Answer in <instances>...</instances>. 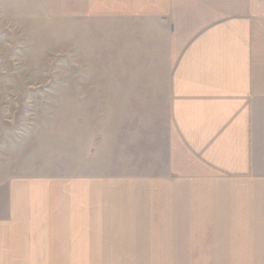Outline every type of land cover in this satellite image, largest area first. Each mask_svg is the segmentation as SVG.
Wrapping results in <instances>:
<instances>
[{
	"label": "rangeland",
	"instance_id": "374dc122",
	"mask_svg": "<svg viewBox=\"0 0 264 264\" xmlns=\"http://www.w3.org/2000/svg\"><path fill=\"white\" fill-rule=\"evenodd\" d=\"M214 2L231 12L233 0H0V264L85 261L72 258L76 235L51 245L38 213L30 224L24 212L11 213L29 206L20 201L31 184L167 174L169 72L182 46L172 38L213 25ZM159 12L181 24L177 34L157 25ZM192 200L190 216L178 208L156 240L216 237L212 212L201 214L214 203ZM137 235L132 245L146 247L148 237ZM131 253L148 261L142 250Z\"/></svg>",
	"mask_w": 264,
	"mask_h": 264
},
{
	"label": "crops",
	"instance_id": "0c3cea01",
	"mask_svg": "<svg viewBox=\"0 0 264 264\" xmlns=\"http://www.w3.org/2000/svg\"><path fill=\"white\" fill-rule=\"evenodd\" d=\"M211 9L208 29L172 38L182 46L169 72L167 174L40 181L20 201L29 206L12 207L28 224L38 213L36 226L51 245L81 233L72 238L80 242L72 258L85 261L71 264H264V0H233L231 12L214 2ZM159 15L157 25L177 34L181 24ZM198 195L214 203L201 214L212 212L216 237L156 240L178 208L190 216ZM137 234L148 237L146 247L132 245ZM132 249L148 261H131Z\"/></svg>",
	"mask_w": 264,
	"mask_h": 264
}]
</instances>
